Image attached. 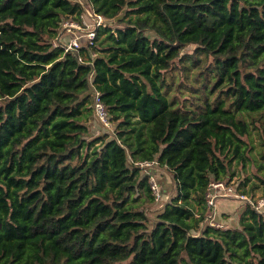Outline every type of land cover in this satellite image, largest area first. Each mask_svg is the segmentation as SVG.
<instances>
[{
	"label": "trees",
	"instance_id": "16d2710c",
	"mask_svg": "<svg viewBox=\"0 0 264 264\" xmlns=\"http://www.w3.org/2000/svg\"><path fill=\"white\" fill-rule=\"evenodd\" d=\"M85 8L104 25L64 51L62 21ZM253 130L264 137V0H0V264H264V210L206 219L210 183L256 160Z\"/></svg>",
	"mask_w": 264,
	"mask_h": 264
},
{
	"label": "rangeland",
	"instance_id": "374dc122",
	"mask_svg": "<svg viewBox=\"0 0 264 264\" xmlns=\"http://www.w3.org/2000/svg\"><path fill=\"white\" fill-rule=\"evenodd\" d=\"M82 15H84V13ZM67 19L69 20L73 19V21H75L74 18L71 16L66 17L64 20H67ZM91 20L92 19H88L87 21L90 23L92 22ZM62 27L63 25H61V31H63ZM192 71L193 69H190L188 71V74H189L188 80H191L192 78L191 76ZM165 76H166L167 82L171 84V88H170L171 92L175 91L176 85L178 83H181L184 80V78H182L181 74L177 70L173 71L172 73L165 72ZM181 88H182V94H179L178 92L176 93L179 95L180 99H184L186 98V95L190 90L189 88L185 86H181ZM89 123H90V129L93 133L104 132L105 127L101 125V123L98 120L92 117V119L89 120ZM263 136H264V132H263ZM251 142L254 145V148L252 149V156H254L256 160L253 162L247 163L245 166V170L243 171L241 170L240 167H236L234 164H232L231 169L234 171V174L232 176L230 175L231 177L226 176L223 182L229 185H234V189H235V186L238 184L236 186V191L239 194L242 193L243 189L247 190L252 182L257 183L256 188L253 191L254 195L253 196H250L248 194L246 195L248 198L253 200L257 197L263 196L262 191L264 189V183L259 177L264 178V166L262 168H258L257 165L259 163H264V137L262 138L260 136L259 131L257 132L256 130L255 131L253 130L252 135H251ZM155 171H156V176L159 181V184L161 185L162 192L165 195H169V192L171 191V184H170L167 174L162 169H159V168H156ZM244 175L249 176L250 180L246 184L243 185L242 183H240V181L242 180ZM257 175L259 176L258 178H257ZM223 199L225 200V203L222 204L221 200H219V202L221 203L219 204L218 207L222 206L221 207L222 209L225 208L226 213L221 214V215H218L217 213V216L215 218H212V217L208 218L211 220H208L207 222H213L215 225L224 224L227 226H236L238 223V216L240 215L241 211L244 209V206L246 205L245 203L247 202L245 199H239L235 197L234 198L233 197L223 198ZM158 204L159 203H156L157 206ZM224 221L226 222L224 223Z\"/></svg>",
	"mask_w": 264,
	"mask_h": 264
},
{
	"label": "built area",
	"instance_id": "2783aa9c",
	"mask_svg": "<svg viewBox=\"0 0 264 264\" xmlns=\"http://www.w3.org/2000/svg\"><path fill=\"white\" fill-rule=\"evenodd\" d=\"M84 15L81 14V20L80 21H73V19H67L62 21L63 25V31L58 35L56 42H58V45L62 46L64 51L68 50H75L79 46H81L82 41H84L87 45H92L93 40L95 38V29L99 26L104 25V19L102 16L93 13L92 11L85 9L83 12ZM88 19H92V22H88ZM68 34L67 37H65V34ZM65 37V39H64ZM57 45V43H55ZM93 55V53H92ZM80 61H83L85 58L83 56L78 57ZM92 109L93 113L97 120H99L103 126L109 127L110 122L108 120V114L105 109V106L103 102L100 99L99 92L94 90L93 92V101H92ZM139 165H150L149 162H138ZM150 187L152 190L153 195L155 196V199H158L160 197V193L158 191L156 181L153 177H150L149 179ZM207 208H210V210H213L216 206V199L217 198H230L235 197L239 199H245L246 202L253 207L257 211L264 210V196L257 197L255 199H250L244 194H239L235 191L234 185H229L223 181H213L210 183L209 191L207 193ZM213 218L212 215L208 214L206 217L207 220H211L208 218ZM208 225H215L213 222H208ZM215 226H221V224H216Z\"/></svg>",
	"mask_w": 264,
	"mask_h": 264
},
{
	"label": "crops",
	"instance_id": "0c3cea01",
	"mask_svg": "<svg viewBox=\"0 0 264 264\" xmlns=\"http://www.w3.org/2000/svg\"><path fill=\"white\" fill-rule=\"evenodd\" d=\"M66 36L65 37H67L68 36V34L66 33L65 34ZM65 37H64V39H65ZM219 200V199H218ZM224 201V200H223ZM223 201H221L222 202V204L224 203ZM219 201H216V206H215V208H214V213H213V210H210V212H209V214L210 215H213V218H215L216 216H217V213H218V215L220 214V212H219V204L221 203V202H219ZM222 225V224H221Z\"/></svg>",
	"mask_w": 264,
	"mask_h": 264
}]
</instances>
